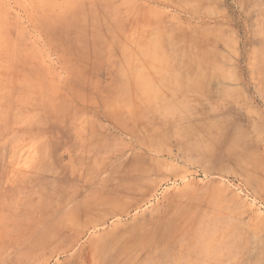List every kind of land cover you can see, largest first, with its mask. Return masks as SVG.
Segmentation results:
<instances>
[{
  "label": "rangeland",
  "instance_id": "rangeland-1",
  "mask_svg": "<svg viewBox=\"0 0 264 264\" xmlns=\"http://www.w3.org/2000/svg\"><path fill=\"white\" fill-rule=\"evenodd\" d=\"M0 264H264V0H0Z\"/></svg>",
  "mask_w": 264,
  "mask_h": 264
}]
</instances>
